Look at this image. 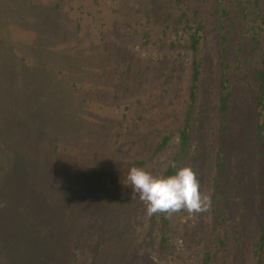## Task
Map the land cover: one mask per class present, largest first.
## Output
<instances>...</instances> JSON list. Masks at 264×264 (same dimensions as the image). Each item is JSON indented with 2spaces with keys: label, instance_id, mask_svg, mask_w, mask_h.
<instances>
[{
  "label": "rangeland",
  "instance_id": "374dc122",
  "mask_svg": "<svg viewBox=\"0 0 264 264\" xmlns=\"http://www.w3.org/2000/svg\"><path fill=\"white\" fill-rule=\"evenodd\" d=\"M263 55L264 0H0V264H254ZM176 157L210 210L146 216L128 169Z\"/></svg>",
  "mask_w": 264,
  "mask_h": 264
},
{
  "label": "clouds",
  "instance_id": "9594fccd",
  "mask_svg": "<svg viewBox=\"0 0 264 264\" xmlns=\"http://www.w3.org/2000/svg\"><path fill=\"white\" fill-rule=\"evenodd\" d=\"M125 186L138 194L145 205V215H169L187 212L198 215L211 208V193L201 191L197 173L192 167H181L166 176H156L141 167H130Z\"/></svg>",
  "mask_w": 264,
  "mask_h": 264
},
{
  "label": "trees",
  "instance_id": "16d2710c",
  "mask_svg": "<svg viewBox=\"0 0 264 264\" xmlns=\"http://www.w3.org/2000/svg\"><path fill=\"white\" fill-rule=\"evenodd\" d=\"M186 25V24H185ZM188 26V25H186ZM188 29L190 31L189 41H190V49L192 51V72H191V86H190V98L194 99V92L197 89L196 83L198 81L199 77V62L197 61L196 54L197 49L199 47V44L202 40L201 32L203 30L201 24H196L195 27H189ZM224 61V55H222V62ZM222 70V78L225 77V66H221ZM253 77L258 83V99L256 101V106L259 109L258 116L260 118V123L258 125V140L260 142V146L263 149V155H264V116L262 113H264V55L262 60V67L260 69H257L253 72ZM228 108V95H224L221 93L220 100H219V112L222 116V120H225L226 118V112ZM226 126L222 125L220 131L223 132L225 130ZM180 137V153L179 155H182L185 152L186 146L188 144V135H187V128L185 127L179 134ZM167 139H164L162 144L159 146L158 149H162L166 145ZM178 157L175 158L173 163L169 165L167 170L164 172L163 176L169 175L174 171L175 169H178L177 165ZM261 185V201H260V211H261V229H260V236L258 238V242L256 245V248L254 250V257L255 262L254 264H262V254L264 250V181L260 183ZM165 240H163L164 242ZM211 259L208 254H205L204 258L202 259L201 264H210Z\"/></svg>",
  "mask_w": 264,
  "mask_h": 264
}]
</instances>
